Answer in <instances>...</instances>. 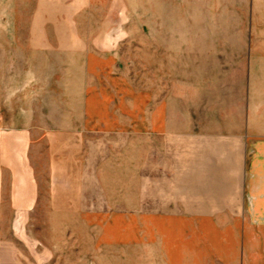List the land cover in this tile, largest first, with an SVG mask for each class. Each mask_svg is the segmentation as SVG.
Masks as SVG:
<instances>
[{"label": "crops", "instance_id": "0c3cea01", "mask_svg": "<svg viewBox=\"0 0 264 264\" xmlns=\"http://www.w3.org/2000/svg\"><path fill=\"white\" fill-rule=\"evenodd\" d=\"M196 39L186 40L178 59L173 38L166 48L142 47L134 78L104 43L94 42L76 61L75 100L63 107L58 98L44 109L31 106L29 93L26 122L17 127L14 55L1 42L0 112L7 117L0 118V132L6 130L0 147L38 140L55 179L107 178L94 173L93 138L85 161L79 156L80 139L102 137L108 178L133 177V188L103 187L104 205L89 208L81 194L71 198L61 185L46 192L44 210L96 212L83 220L102 221L97 238L109 245L154 244L153 257L165 264H264V114L255 111L254 60L239 59L231 49H221L224 55L208 50ZM73 41L57 48L82 49ZM37 62L41 73L45 60ZM144 67H151L150 75ZM33 115L38 122H31ZM117 163H133V172L118 175ZM34 194L0 187V212L30 209L23 200ZM129 211L134 214L118 213ZM25 259L14 238H0V264Z\"/></svg>", "mask_w": 264, "mask_h": 264}, {"label": "rangeland", "instance_id": "374dc122", "mask_svg": "<svg viewBox=\"0 0 264 264\" xmlns=\"http://www.w3.org/2000/svg\"><path fill=\"white\" fill-rule=\"evenodd\" d=\"M171 38L176 59L182 58L186 40L202 38L208 50L216 47L224 55L221 49H231L238 52L235 57L239 59L254 60L255 111L258 116L264 114V0H0V43L9 44L5 53L14 55L15 126L26 122L23 109L28 106L29 93L31 106L44 109L45 105L54 106L58 98L63 107L75 100L76 61L83 60V48L104 43L134 78L140 69L137 55L141 48H166ZM72 40L82 49L57 48V44ZM36 43L41 44L36 47L41 51L34 50ZM40 57L45 60L41 73ZM142 69L150 75L151 67ZM180 75L176 71L179 80ZM38 117L33 115L31 122H38ZM88 138L95 140L94 173L107 178L55 179L46 162V147H39L38 140L16 142L9 150L0 147V187L35 192L30 201L23 200L31 203L26 205L30 209L0 212V238H14L16 251L24 254L27 264H165V260L153 257L154 244L125 241L109 245L104 238H97L104 230L102 221L86 225L83 220V215L94 216L96 212L44 210L43 202L49 198L46 192L61 185L71 191V198L74 193L81 194L84 207L89 208L104 205L105 188H133V177L108 178L106 158L110 156L105 158L102 137L80 139V158L86 159ZM116 165L121 166L118 175L133 172V163ZM86 188H94V195H85ZM21 197L16 196V202Z\"/></svg>", "mask_w": 264, "mask_h": 264}]
</instances>
